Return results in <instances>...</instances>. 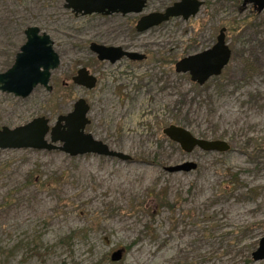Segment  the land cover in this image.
<instances>
[{"label":"rangeland","instance_id":"obj_1","mask_svg":"<svg viewBox=\"0 0 264 264\" xmlns=\"http://www.w3.org/2000/svg\"><path fill=\"white\" fill-rule=\"evenodd\" d=\"M146 1L139 15L82 16L66 0H0V74L30 27L60 57L52 91H0V129L42 117L52 128L83 98L86 133L130 157L0 150V264H264L252 257L264 238V10L252 0H199L189 20L140 33L141 16L181 0ZM222 28L232 57L220 76L199 86L176 72ZM92 42L146 59L102 62ZM83 68L97 79L91 90L73 82ZM171 125L230 149L187 153L163 134ZM185 163L196 169L167 170Z\"/></svg>","mask_w":264,"mask_h":264},{"label":"water","instance_id":"obj_2","mask_svg":"<svg viewBox=\"0 0 264 264\" xmlns=\"http://www.w3.org/2000/svg\"><path fill=\"white\" fill-rule=\"evenodd\" d=\"M258 12L264 10V0H252ZM203 2L199 0H181L174 3L164 12L151 13L138 20L136 30L140 33L157 27L171 18L189 20L198 14ZM147 7L146 0H66L65 8L72 10L76 15L82 16L101 14H142ZM26 43L16 55L13 66L5 73L0 74V91L13 94L16 97L27 98L36 87L43 86L48 92L52 91L49 85L52 72L60 65V57L54 50L51 38L41 33L37 27H30L25 31ZM90 49L97 55L99 61L116 63L123 58L133 61L146 59L145 55L130 52L121 47H107L91 43ZM232 57V51L226 41V28H222L213 47L185 57L176 63L177 73L189 74L191 81L203 86L212 77L220 76L227 67ZM76 85L88 90L95 87L97 79L83 68L73 78ZM90 106L85 99L80 98L74 104L71 113L59 116L54 127H50L46 118H36L24 126L15 129L3 127L0 129V150L35 149L59 150L71 157L95 154L98 156L117 158L122 161L130 157L112 151L108 145L96 140L91 134L86 133L90 124L88 114ZM50 134V142L46 137ZM163 134L171 141L178 143L183 151L190 153L195 148L210 152H226L230 146L224 141H206L194 137L189 131L174 125L163 130ZM56 143H61L60 147ZM196 169L193 163H185L168 168L172 173L189 172ZM121 250L112 256L113 261L121 260ZM254 261L264 260V238L261 239L258 249L252 255Z\"/></svg>","mask_w":264,"mask_h":264},{"label":"flooded vegetation","instance_id":"obj_3","mask_svg":"<svg viewBox=\"0 0 264 264\" xmlns=\"http://www.w3.org/2000/svg\"><path fill=\"white\" fill-rule=\"evenodd\" d=\"M117 14H118V13H117ZM99 15H101V14H99ZM104 16H110V15H104ZM139 19H140V18H139ZM137 22H138V21H137ZM136 25H137V24H136ZM92 43H93V42H92ZM90 122H91V121H90ZM89 125H90V124H89ZM89 125H88V126H89ZM86 128H87V127H86ZM85 132H86V131H85ZM89 134H90V133H89Z\"/></svg>","mask_w":264,"mask_h":264}]
</instances>
